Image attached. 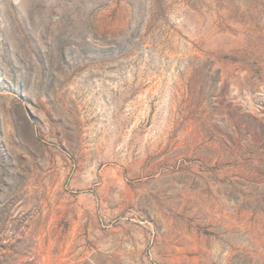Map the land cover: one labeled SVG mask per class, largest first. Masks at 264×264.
Masks as SVG:
<instances>
[{
	"label": "rangeland",
	"instance_id": "rangeland-1",
	"mask_svg": "<svg viewBox=\"0 0 264 264\" xmlns=\"http://www.w3.org/2000/svg\"><path fill=\"white\" fill-rule=\"evenodd\" d=\"M0 264H264V0H0Z\"/></svg>",
	"mask_w": 264,
	"mask_h": 264
}]
</instances>
